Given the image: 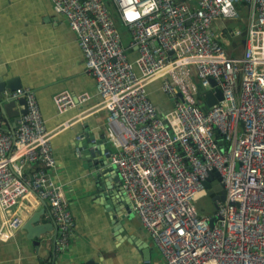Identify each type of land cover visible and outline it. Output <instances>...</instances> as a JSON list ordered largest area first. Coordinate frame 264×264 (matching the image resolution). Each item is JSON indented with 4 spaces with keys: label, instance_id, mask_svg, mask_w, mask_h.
Returning <instances> with one entry per match:
<instances>
[{
    "label": "built area",
    "instance_id": "1",
    "mask_svg": "<svg viewBox=\"0 0 264 264\" xmlns=\"http://www.w3.org/2000/svg\"><path fill=\"white\" fill-rule=\"evenodd\" d=\"M50 1L77 36L117 139L103 155L163 264H264V0ZM216 20L236 22L230 44L240 40V56L227 51ZM157 80L171 103L163 113L149 95ZM215 87L222 97L204 111ZM6 96L23 97L26 113L13 133L0 130V240L14 235L21 219L13 208L33 194L47 202L62 250L75 222L50 173L52 132L33 89ZM88 99L53 96L59 113ZM207 179L224 192L211 197L210 214L197 204Z\"/></svg>",
    "mask_w": 264,
    "mask_h": 264
},
{
    "label": "crops",
    "instance_id": "2",
    "mask_svg": "<svg viewBox=\"0 0 264 264\" xmlns=\"http://www.w3.org/2000/svg\"><path fill=\"white\" fill-rule=\"evenodd\" d=\"M226 21L216 20L213 26L231 53L236 46L222 34L224 25L231 28ZM0 75L17 77L22 87L35 91L45 126L52 132L55 166L50 173L64 188L75 222L66 247L57 249V226L47 202L27 196L13 208L21 219L14 235L0 240V264H147L142 253L145 246L151 250L148 264H163L162 254L129 204L114 165L103 153L81 154L82 142L91 144L93 150L103 144L116 150L117 139L100 104L95 79L85 68L77 36L50 0H0ZM159 81L150 84L149 95L163 113L171 103ZM63 90L73 95L87 93L89 99L59 113L53 96ZM0 130H10L4 114H0ZM125 208L129 215L123 213ZM35 214L38 220L32 225L48 227L30 238L22 227ZM1 224L0 214V228Z\"/></svg>",
    "mask_w": 264,
    "mask_h": 264
},
{
    "label": "water",
    "instance_id": "3",
    "mask_svg": "<svg viewBox=\"0 0 264 264\" xmlns=\"http://www.w3.org/2000/svg\"><path fill=\"white\" fill-rule=\"evenodd\" d=\"M230 27L226 29L224 32L225 37L227 40L231 41L232 37L231 34L229 33ZM246 34V30H243L242 36L244 37ZM241 42H244V38H242ZM211 84L214 85V81L211 80ZM22 84L17 77H10V78H4L2 75H0V111L1 114H4L6 119L8 120L10 124V130L9 132L13 133L14 128H15V121L16 119L21 115L26 113V104H25V99L23 97H19L17 99H9L6 96L7 92L14 91L18 88H21ZM221 91L218 87H215L213 91H207L204 94V105H203V110L206 111L210 106L214 105L221 99ZM17 105L21 106V108H17ZM92 139V138H91ZM100 143V141L98 142ZM79 148L81 149V154L82 156L84 155H89L94 157L95 155H100L102 156V153L108 150L105 145L101 148L99 146H95V150L92 149L91 144H87L85 142H82L81 145H79ZM104 156V155H103ZM106 160L110 161L109 156H104ZM212 175V174H211ZM210 179V178H209ZM209 179L205 181V187L207 189V195L212 197L213 200L219 198L221 200L224 199V192L222 190V185L216 184L214 186H211V183L209 182ZM215 192H219V194H215ZM130 204V202H129ZM131 205V204H130ZM125 215H129L131 212L129 211L128 208L124 209L123 212ZM38 220V215H32L27 222L23 225V229H26L29 232V237L32 238L34 236H37L38 233L44 232V230L48 227L47 224L44 225H35L33 226L32 224L35 223ZM215 218H211L209 220L210 226H213ZM53 223V221H52ZM54 224V223H53ZM151 250L149 249L148 246H145L142 248V253H143V258L149 263V260L151 258ZM88 264H91V262H87Z\"/></svg>",
    "mask_w": 264,
    "mask_h": 264
},
{
    "label": "rangeland",
    "instance_id": "4",
    "mask_svg": "<svg viewBox=\"0 0 264 264\" xmlns=\"http://www.w3.org/2000/svg\"><path fill=\"white\" fill-rule=\"evenodd\" d=\"M245 13H246V11L244 9H241L240 10V14H241L242 17H244L246 15ZM226 23L228 25H230V26H235L236 25V22H234L232 20L226 21ZM236 41H237V47L235 48L236 50L232 51L230 54H233V55L236 54L235 56H240V53L237 55L238 51L241 48L240 40L239 39H236ZM223 44L225 46V41H223ZM199 89H201L200 86H199ZM197 204H198L199 208L203 209V211H204L205 214L212 213L213 210H214V206H215L214 201L207 194L200 195L197 198Z\"/></svg>",
    "mask_w": 264,
    "mask_h": 264
},
{
    "label": "trees",
    "instance_id": "5",
    "mask_svg": "<svg viewBox=\"0 0 264 264\" xmlns=\"http://www.w3.org/2000/svg\"><path fill=\"white\" fill-rule=\"evenodd\" d=\"M239 6H240V4H238V7H239ZM240 25H241L242 27H244V25H243L242 23H241ZM156 249H157V248H156Z\"/></svg>",
    "mask_w": 264,
    "mask_h": 264
}]
</instances>
